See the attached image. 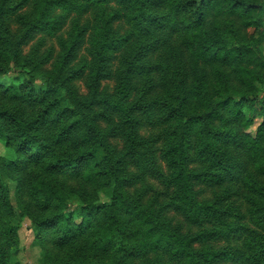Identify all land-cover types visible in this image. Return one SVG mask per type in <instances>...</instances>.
<instances>
[{"label":"trees","instance_id":"trees-1","mask_svg":"<svg viewBox=\"0 0 264 264\" xmlns=\"http://www.w3.org/2000/svg\"><path fill=\"white\" fill-rule=\"evenodd\" d=\"M263 43L259 0H0V264L23 217L42 264H264Z\"/></svg>","mask_w":264,"mask_h":264},{"label":"rangeland","instance_id":"rangeland-1","mask_svg":"<svg viewBox=\"0 0 264 264\" xmlns=\"http://www.w3.org/2000/svg\"><path fill=\"white\" fill-rule=\"evenodd\" d=\"M259 1L264 3V0H259ZM57 12L59 11L57 10ZM116 26L120 28L122 32L124 31V27H121L120 23H118ZM63 32L64 31H62V34ZM38 38L39 35H36L29 42L23 44L21 48L22 53L27 54L30 51V49L36 44ZM46 38L47 39L44 42V46L40 48L39 52L50 54L52 58V56L55 55L56 51L58 50L56 45V40L49 37ZM262 49L264 53V43L262 44ZM7 79L8 77L0 76V80L2 81ZM101 87L104 89H111L112 81L103 80L101 83ZM260 120L261 118L255 119L254 124L248 127L247 132L254 134L256 131V126L259 124ZM99 126L101 130H106L107 128V125L104 122H101ZM108 141L112 147H115L117 150L121 149L120 141L111 138H109ZM16 157H17L16 153L6 145V139L4 137H0V170L9 187L10 200L17 209V211H20L21 198L19 197V193H17L16 171L10 170L6 165L8 162L15 159ZM151 183L153 184L154 190L157 191L166 190L164 189V186H162L156 181H152ZM194 190L197 194L198 199L205 200L210 198V192L207 191L202 185L195 184ZM100 199L101 201L106 199L105 192L100 194ZM240 204H241L240 201L235 202L236 207H239ZM169 214L170 216L173 217V219L176 222L182 224L184 231L189 229L187 223L183 220L182 217L174 215L171 212ZM20 223H21L20 228L18 230L19 251L17 254V260L20 262V264H42L43 259L44 261H49V262H62L66 259V255L65 253H63L61 248H57L53 246L50 242H43L40 238H37L36 232L33 231L31 220L28 217H23ZM225 244L226 243L224 242V244L222 243L219 245H225ZM222 264H226V263H222Z\"/></svg>","mask_w":264,"mask_h":264}]
</instances>
